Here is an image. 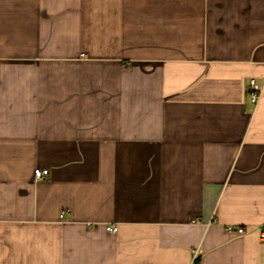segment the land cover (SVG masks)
I'll return each mask as SVG.
<instances>
[{"label":"crops","instance_id":"crops-1","mask_svg":"<svg viewBox=\"0 0 264 264\" xmlns=\"http://www.w3.org/2000/svg\"><path fill=\"white\" fill-rule=\"evenodd\" d=\"M262 231L264 0H0V264H264Z\"/></svg>","mask_w":264,"mask_h":264},{"label":"built area","instance_id":"built-area-1","mask_svg":"<svg viewBox=\"0 0 264 264\" xmlns=\"http://www.w3.org/2000/svg\"><path fill=\"white\" fill-rule=\"evenodd\" d=\"M262 93H263L262 87H260L254 80H251L249 83V91H248V95L251 103L257 105L262 96ZM49 173H50L49 169L40 168L34 171V176L36 180H40L47 177ZM105 230L110 233H117L118 227L115 225H107L105 227ZM243 232H244L243 229H238V233H243ZM260 237L261 240L264 242V231L261 232Z\"/></svg>","mask_w":264,"mask_h":264}]
</instances>
